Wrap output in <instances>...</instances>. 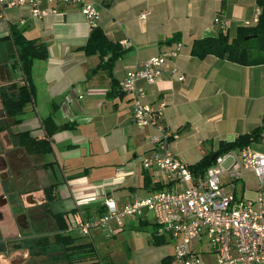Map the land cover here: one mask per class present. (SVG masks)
Returning a JSON list of instances; mask_svg holds the SVG:
<instances>
[{
	"label": "crops",
	"instance_id": "1",
	"mask_svg": "<svg viewBox=\"0 0 264 264\" xmlns=\"http://www.w3.org/2000/svg\"><path fill=\"white\" fill-rule=\"evenodd\" d=\"M91 1L99 12L95 26L124 51L114 63L112 77L107 70L97 69V55L82 50L94 26L78 7L42 2L41 9L57 10L42 19L33 17L27 6L0 9V38L13 31L47 47L48 58L32 64L34 96L17 129L47 140V154L28 158H37L43 185H53L50 213L67 214L73 227L97 218L109 198L123 207L151 195L154 191L149 188L155 182H166L155 169L142 167L141 158L154 155L146 137L155 130L134 124L132 96L120 90L127 72L138 64L183 44L160 80L150 85L139 81L137 87L145 92V102L160 111L171 135L168 148L184 164H195L215 152L220 142H232L264 126V64L242 66L212 55L199 59L191 54L197 40L219 33L234 38L239 28L254 26L260 11L257 0ZM144 11L149 15L140 19ZM12 51L9 41L0 40V55L11 56ZM4 63L1 57L0 64ZM172 69L178 73L173 75ZM5 84L0 81V86ZM65 124L70 127L55 129L49 136L54 127ZM249 147L264 154V133ZM257 183L251 170H244L235 184L222 177L225 192L241 199H253ZM124 220L136 227L145 218ZM122 226L111 220L105 227L93 228L89 242L97 248L99 240L94 237L116 236ZM156 235L174 248L168 233ZM166 257L169 264L172 256Z\"/></svg>",
	"mask_w": 264,
	"mask_h": 264
},
{
	"label": "built area",
	"instance_id": "2",
	"mask_svg": "<svg viewBox=\"0 0 264 264\" xmlns=\"http://www.w3.org/2000/svg\"><path fill=\"white\" fill-rule=\"evenodd\" d=\"M42 2L74 5L92 26L99 19L91 0H0V9L27 6L37 19L57 13L55 8L41 9ZM148 15L149 12L144 11L139 17L144 19ZM182 48L183 44L178 43L138 64L127 72L121 84L122 91L132 96L134 124L155 130L146 137L154 155L141 158L142 167L155 169L166 181H176L182 188L136 198L123 207L109 198L105 201L103 215L93 221H81L76 228L82 236H88L91 228L104 227L111 220L121 226L125 218H145L151 212L157 232H166L174 240V255L169 264H264V154L250 147L238 153L230 151L217 156L215 165L207 169L204 176H194L169 150L171 135L162 123L160 111L145 102V92L137 87L139 81L150 85L160 80ZM171 72L178 73L177 69ZM178 79L183 80V77ZM244 170L253 171L257 178L254 199H236L223 189V176L233 182ZM213 254L214 261L211 260Z\"/></svg>",
	"mask_w": 264,
	"mask_h": 264
},
{
	"label": "trees",
	"instance_id": "3",
	"mask_svg": "<svg viewBox=\"0 0 264 264\" xmlns=\"http://www.w3.org/2000/svg\"><path fill=\"white\" fill-rule=\"evenodd\" d=\"M257 6L260 12L258 14L257 23L254 26L239 28L234 38H230L227 34L219 33L217 36L197 40L193 43L191 54L199 59L212 55L242 66L264 64V0H257ZM0 40L9 41L13 47L11 59L4 64H0V74L7 70L10 76L13 72L20 75V83L9 82L0 86V102L7 115L12 118L13 123L19 125L22 122L21 116L24 114L25 106L31 102L34 96L31 82L32 64L35 60H46L48 58V51L44 44H39L35 40H28L20 33L13 31H11L9 35L0 38ZM82 50L86 55H97L100 59L97 69L107 70L110 77H112L114 63L124 54L121 47L117 43L112 42L98 26L91 28L87 42L82 47ZM120 90L122 91V89ZM116 91L119 93V89H116ZM49 119L50 118L46 119L44 123H49ZM68 127L70 126L66 124L58 128L54 127L48 134L50 136L55 129L63 130ZM262 133H264V126H259L244 135L237 136L232 142H220L215 152L203 157L195 164L186 165L194 176L202 177L207 169L215 165L217 156L230 151L238 153L242 149L259 142L262 138ZM17 141L18 145L29 155H43L50 151L46 139L31 137L28 132H20L17 134ZM214 154H216V157L211 160L210 158ZM238 178L232 183L235 184ZM149 183L150 182L146 185L149 186L151 184ZM175 183L177 182H163L160 180L150 185L149 191H154L153 193L158 191H174L179 188L172 187ZM44 190L47 216H51L56 226L55 229L57 230V233L52 239L53 241H46L47 250H54V246H56V250H58L59 247L61 255L57 257V259L61 260L64 264H108L102 260L99 251L92 242L83 243L77 241V238L70 234L71 230L69 225L74 221L71 220L67 214L50 213L49 203L54 198L53 185L46 187ZM233 196L236 198L234 194ZM105 211L106 208L97 218L103 215ZM97 218H91L89 221H93ZM152 222L155 227L152 232V242L154 244H160L165 241V238L156 235L158 228L153 220ZM149 223L150 220L145 217V220L140 222L139 227L148 225ZM92 229L93 228H91V230ZM167 261H169V257H165L162 260V264H166Z\"/></svg>",
	"mask_w": 264,
	"mask_h": 264
},
{
	"label": "flooded vegetation",
	"instance_id": "4",
	"mask_svg": "<svg viewBox=\"0 0 264 264\" xmlns=\"http://www.w3.org/2000/svg\"><path fill=\"white\" fill-rule=\"evenodd\" d=\"M17 126L0 102V264L63 263L59 247L47 250L57 230L47 216L38 166L26 158L33 155L18 145Z\"/></svg>",
	"mask_w": 264,
	"mask_h": 264
},
{
	"label": "rangeland",
	"instance_id": "5",
	"mask_svg": "<svg viewBox=\"0 0 264 264\" xmlns=\"http://www.w3.org/2000/svg\"><path fill=\"white\" fill-rule=\"evenodd\" d=\"M255 42V41H253ZM6 52L8 48H5ZM6 52L3 55L4 62H8L11 59L10 55H7ZM5 68V67H4ZM2 70V69H1ZM17 75V76H16ZM20 75L16 73H12L10 76L6 70V72L0 74L1 82H17L20 83ZM27 159L28 156H26ZM28 164L33 165L36 164L35 169L38 166L37 158L27 160ZM33 169V168H32ZM177 183H175L176 185ZM180 186L178 189H181ZM233 190V189H232ZM237 196H240L241 193L239 189H236ZM50 220V219H49ZM48 220V222H49ZM47 222V224H48ZM129 220H124L125 225L117 232L116 236L105 237L103 236L100 239L94 237L97 241V249L102 257V260L108 264H162V260L167 255H174V248L172 243H167L163 241L160 244H154L152 242V232L155 227L153 226L152 219H150V223L148 225H143L139 227V224L135 226H128L127 223ZM74 225V222L71 225ZM49 225H52L49 222ZM71 229L70 234L77 238V241L87 243L90 241V237L82 236L79 231L73 226H69ZM51 241V238L47 239ZM58 254V253H57ZM60 255V252L59 254ZM57 255V256H58ZM211 260L214 261L216 259L215 254L211 256ZM203 261L206 263L208 259L206 257H202ZM209 263V262H208ZM63 264V263H59Z\"/></svg>",
	"mask_w": 264,
	"mask_h": 264
},
{
	"label": "water",
	"instance_id": "6",
	"mask_svg": "<svg viewBox=\"0 0 264 264\" xmlns=\"http://www.w3.org/2000/svg\"><path fill=\"white\" fill-rule=\"evenodd\" d=\"M215 157H216V154H214L213 156H211V158H210V159H211V160H213ZM148 217H149V218H151V217H152V215H151V212H149V214H148Z\"/></svg>",
	"mask_w": 264,
	"mask_h": 264
},
{
	"label": "bare ground",
	"instance_id": "7",
	"mask_svg": "<svg viewBox=\"0 0 264 264\" xmlns=\"http://www.w3.org/2000/svg\"><path fill=\"white\" fill-rule=\"evenodd\" d=\"M149 213V212H148ZM152 215V214H151ZM151 219H152V217H151ZM153 220V219H152ZM123 224V223H122ZM122 226V225H121Z\"/></svg>",
	"mask_w": 264,
	"mask_h": 264
}]
</instances>
